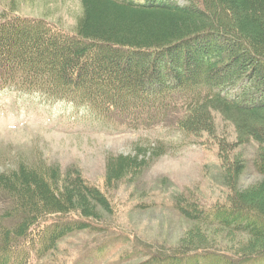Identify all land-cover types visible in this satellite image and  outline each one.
I'll return each mask as SVG.
<instances>
[{"label": "trees", "instance_id": "16d2710c", "mask_svg": "<svg viewBox=\"0 0 264 264\" xmlns=\"http://www.w3.org/2000/svg\"><path fill=\"white\" fill-rule=\"evenodd\" d=\"M80 2L74 31L2 14L0 92L86 107L116 131L166 127L213 136L215 114L232 116L237 140L257 144L262 180L235 189L246 163L219 139L230 196L204 208L179 195L175 210L191 226L176 251L137 252L134 264H264V0ZM252 118L259 124H249ZM168 153L158 142L133 155H109L105 188L134 181ZM115 210L79 169L20 162L0 172V264L47 259L66 237L96 230V221ZM219 233L242 238L231 246L237 256L208 248Z\"/></svg>", "mask_w": 264, "mask_h": 264}, {"label": "rangeland", "instance_id": "374dc122", "mask_svg": "<svg viewBox=\"0 0 264 264\" xmlns=\"http://www.w3.org/2000/svg\"><path fill=\"white\" fill-rule=\"evenodd\" d=\"M11 12L45 18L74 31L82 7L80 0H0V18ZM215 122L213 136L203 133L190 137L166 127L115 131L112 126L88 119L83 108L62 102L45 104L36 97L15 93L0 95V172L15 169L20 162L32 166L58 165L63 172L77 168L116 207L113 215L104 214L101 221H96L98 230L66 238L51 257L32 264H134L137 260L131 258V253L176 251L180 238L191 226L176 212V198L192 195L202 207L210 208L223 203L231 194L228 177L223 174L217 156L219 139L233 144L235 153L246 163L235 189L242 190L262 180L254 166L257 144L237 140L232 116L223 119L215 114ZM259 122L252 118L248 123ZM242 129L248 130L243 126ZM158 142L164 143L171 153L156 159L134 181L127 178L117 188H105L109 155H133L137 147ZM230 240L226 233H219L208 248L237 256L231 252V246L242 238L233 236ZM100 249L103 252L96 257Z\"/></svg>", "mask_w": 264, "mask_h": 264}]
</instances>
